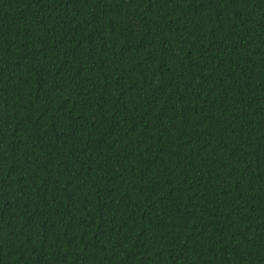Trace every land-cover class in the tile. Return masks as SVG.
Returning <instances> with one entry per match:
<instances>
[{
	"label": "trees",
	"instance_id": "obj_1",
	"mask_svg": "<svg viewBox=\"0 0 264 264\" xmlns=\"http://www.w3.org/2000/svg\"><path fill=\"white\" fill-rule=\"evenodd\" d=\"M0 264H264V0H0Z\"/></svg>",
	"mask_w": 264,
	"mask_h": 264
}]
</instances>
